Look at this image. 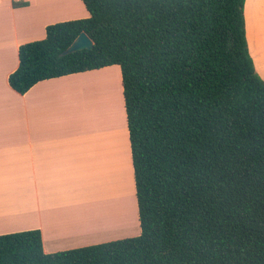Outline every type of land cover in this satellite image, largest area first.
<instances>
[{
	"label": "trees",
	"instance_id": "trees-1",
	"mask_svg": "<svg viewBox=\"0 0 264 264\" xmlns=\"http://www.w3.org/2000/svg\"><path fill=\"white\" fill-rule=\"evenodd\" d=\"M82 2L88 18L20 46L9 85L120 67L141 234L51 254L39 230L0 235V264H264V81L246 0ZM82 32L94 48L63 55Z\"/></svg>",
	"mask_w": 264,
	"mask_h": 264
},
{
	"label": "crops",
	"instance_id": "crops-1",
	"mask_svg": "<svg viewBox=\"0 0 264 264\" xmlns=\"http://www.w3.org/2000/svg\"><path fill=\"white\" fill-rule=\"evenodd\" d=\"M42 1L0 0V235L39 230L46 254L136 237L141 234L138 205H134L136 196L130 206L137 208L138 231L129 233L131 230H128L112 237L119 230L136 226L134 213L124 201L123 193L118 194L124 178L130 177L126 162L132 164L120 67L45 80L25 95L18 94L9 85V76L19 67L20 46L44 39L46 27L56 23L44 20L39 24L41 36H31L33 10ZM63 6L72 11V16L61 21L89 17L82 0H65ZM245 21L249 53L257 74L264 81V0H246ZM106 74L119 75L120 99L115 96L116 92L103 96L102 89L98 90L97 84L111 90L112 79L98 78ZM78 88L82 90V110L70 103V95L77 96ZM96 90L99 95L92 97L96 99L86 102L85 97ZM95 101L98 111L94 110ZM88 105L93 107L85 115L84 108L89 110ZM113 108L120 119L113 120ZM79 115L80 126H72V116L78 119ZM89 119L92 126L88 128ZM114 166H118V172L113 176ZM132 171L134 180V168ZM103 193L106 197L96 198ZM98 215L102 219L93 220ZM103 215L110 218L112 215V220H118L119 225L116 222L112 223L114 228L109 226L110 218L106 217L108 221ZM77 217H87V222L100 220L99 225L92 223L96 232H90L92 225L80 228L87 222ZM102 220L107 221L101 224ZM74 221H80L79 226ZM98 226L103 228L99 232ZM70 231L75 235H69Z\"/></svg>",
	"mask_w": 264,
	"mask_h": 264
},
{
	"label": "rangeland",
	"instance_id": "rangeland-1",
	"mask_svg": "<svg viewBox=\"0 0 264 264\" xmlns=\"http://www.w3.org/2000/svg\"><path fill=\"white\" fill-rule=\"evenodd\" d=\"M65 0H43L40 4H38L35 9L33 10V13H34V17L30 20V24H31V36L32 37H40L41 36V30H40V25L41 23H44V20H47V21H53V22H56V23H59V22H65V21H61L62 19H66L67 17H71L72 16V11H68V9H66L64 6H63V3H64ZM73 1V0H72ZM54 2V3H52ZM72 21V20H70ZM36 26V27H35ZM38 26V27H37ZM38 41V40H37ZM109 77V78H108ZM99 79L102 80H105V79H112L111 83H112V86H111V90H108L106 88V86H100L98 85L97 83V86L100 87L98 90H101L102 89V92H101V95L103 96H110L112 93L111 92H116L118 98H119V90H120V84H119V75L118 74H109V76L106 74V75H101L98 77ZM96 86V87H97ZM78 92L76 93L77 96H72L70 95V103H71V106L73 107V105L77 106L79 105L80 109L82 110V105H81V101H80V93H81V88H78ZM98 90L94 91V92H91L87 97H85V100L86 102L87 101H91L92 99H96V98H92L93 95H99L98 94ZM75 95V94H74ZM114 96V97H115ZM120 99V98H119ZM110 103V100L107 101ZM77 103V104H76ZM89 108L92 109V107L90 106ZM94 110L95 111H98L99 110V105L97 104V102L95 101V106H94ZM113 110L115 111V108H113ZM87 107L85 106L84 108V112H85V115H87ZM81 114V112H80ZM119 115V114H118ZM124 115V113H123ZM74 122V123H73ZM71 124L72 126H76V124L78 125V127L80 126V115H79V118L75 119V117L72 116V120H71ZM83 140V138H82ZM127 164V168H128V172L130 177L127 179V178H124V185H120L119 186V193H123V195H127L128 198H130V201L131 200H135V196H136V191H135V184H134V180H133V166L132 164L129 162H126ZM118 166H114L113 170H114V174L113 176L118 172ZM127 185H129L127 187ZM121 190V191H120ZM120 193V194H121ZM124 199V198H123ZM127 205L129 206L130 210L134 213V216H135V221L136 222V226L135 227H129V228H126V230H119L118 233L114 234L112 237H116V236H121L125 233L128 232V230H131L129 233H132L133 230L135 231H138V227H137V221H136V212L135 210L137 209V203H134V205H136V207H134V209H131V206H130V201H126L124 200ZM140 229H139V234H140ZM139 236V235H138ZM135 237V236H133Z\"/></svg>",
	"mask_w": 264,
	"mask_h": 264
},
{
	"label": "bare ground",
	"instance_id": "bare-ground-1",
	"mask_svg": "<svg viewBox=\"0 0 264 264\" xmlns=\"http://www.w3.org/2000/svg\"><path fill=\"white\" fill-rule=\"evenodd\" d=\"M113 104L115 105V104H117V103H112V105H113ZM88 107H90V106L88 105ZM91 107H93V106H91ZM113 107H115V106H113ZM116 107H117V106H116ZM116 107H115V108H116ZM87 109H88V108H87ZM88 111L91 112V109L89 108ZM88 111H87V112H88ZM113 111H114V110L112 109V110H111V115H112V117H113V120L120 119V115H118L119 113H116V112H113ZM92 113L94 114V113H97V112H92ZM92 113H91V114H92ZM89 115H90V113H89ZM118 122H119V120H118ZM116 123H117V122H116ZM116 123H115V124H116ZM87 125H88V128H89L90 126H92V123H91V120H90V119H89V122H87ZM117 128H118V127H117ZM125 165H126V164H124V167H125ZM121 166H122V165H121ZM119 167H120V166H119ZM124 167H123V168H124ZM120 168H122V167H120ZM120 168H119V169H120ZM122 170H123V169H122ZM122 170H121V171H122ZM120 173H122V174H124V175H127V174H125V172H124V173H123V172H120ZM120 173H119V174H120ZM109 175H110V174H109ZM116 175H117V173H116ZM119 176H120V175H119ZM127 176H128V175H127ZM111 177H113V176H111ZM125 177H126V176H125ZM112 185H113V184H112ZM88 192H89V191H88ZM118 194H120V193H118ZM120 195H121V194H120ZM103 197H106L105 193H103L101 196H99V194H98V196H97L96 198H97V199H101V198H103ZM123 197H124V200H126V201H130V198H128L127 195H125V196H123ZM89 198H92V197H89ZM72 204H74V203H72ZM100 212H101V211H100ZM101 213H103V212H101ZM104 213L106 214V211H105V210H104ZM83 214H84V213H83ZM107 214H109V213H107ZM73 216H74V215H73ZM87 216H88V215H87ZM80 217H83V215H81ZM80 217H77V218H79L78 220H81V221H82V220L84 219L85 221H82V222H87V221H86V219H88L87 217H86V219H85V218L81 219ZM95 217H96L97 219H100V220L102 219V218H100V216L98 215V216H94V217H93V220L96 219ZM98 217H99V218H98ZM101 217H103V218L109 217V218H110V216H107V215H106V217H104V215L101 216ZM91 218H92V217H90L89 219H91ZM109 218H106V219L109 221ZM112 219L114 220V217L111 215V218H110L111 221H110V222H107V223L110 224V225L108 224L109 226H113V228H114V225H113L112 223L116 224V222H117V225H119V224H118V220H117V221L115 220V222H114ZM93 220H92V222L88 221L87 224H85V223H84V224H81L80 228H82V225H90V226L92 225V226H93V224H94V225H99V224H100V223H98L100 220H99L98 222H93ZM107 220H105V221L102 220V221H101V224H102V223H106ZM77 222H80V221H74V224L76 223V224H75L76 226H77V224H78ZM89 222H90L91 224H90ZM92 223H93V224H92ZM119 223H121V222H119ZM74 224L72 223V225H74ZM111 224H112V225H111ZM104 225H107V224H104ZM104 225H103L102 227H104ZM108 225H107V226H108ZM78 226H79V224H78ZM92 226H91V227H92ZM71 227H72V226H71ZM95 227H96V226H95ZM95 227L93 226V227H92L93 229H92L90 232H92V231L94 230ZM100 227H101V226H100ZM100 227L98 226V229L96 228V230H97L98 232H99V230H102V229H103V228L101 229ZM99 228H100V229H99ZM74 229H75V227L72 228V230H74ZM76 229H78V227H76ZM82 229H83V228H82ZM78 230H80V229H78ZM78 230H77V231H78ZM103 231H104V230H103ZM105 231H106V230H105ZM93 232H96V231H93ZM93 232H92V233H93ZM98 232H97V233H98ZM70 233L73 234V235H75L76 230H75V233H74L73 231H70V232H69V235H70ZM81 233H83V231H82ZM76 234L78 235V232H77ZM79 234H80V233H79ZM93 234H94V233H93ZM84 235H85V234H84ZM82 236H83V235H82ZM72 237H73V236H72Z\"/></svg>",
	"mask_w": 264,
	"mask_h": 264
},
{
	"label": "water",
	"instance_id": "water-1",
	"mask_svg": "<svg viewBox=\"0 0 264 264\" xmlns=\"http://www.w3.org/2000/svg\"><path fill=\"white\" fill-rule=\"evenodd\" d=\"M93 48L94 42L85 32H82L73 44L63 52V55H68L82 50H92Z\"/></svg>",
	"mask_w": 264,
	"mask_h": 264
},
{
	"label": "built area",
	"instance_id": "built-area-1",
	"mask_svg": "<svg viewBox=\"0 0 264 264\" xmlns=\"http://www.w3.org/2000/svg\"><path fill=\"white\" fill-rule=\"evenodd\" d=\"M10 1H13V2H20V1H24V0H10Z\"/></svg>",
	"mask_w": 264,
	"mask_h": 264
}]
</instances>
